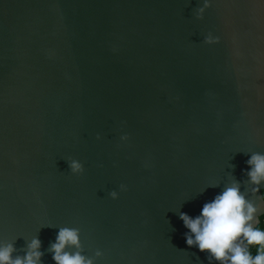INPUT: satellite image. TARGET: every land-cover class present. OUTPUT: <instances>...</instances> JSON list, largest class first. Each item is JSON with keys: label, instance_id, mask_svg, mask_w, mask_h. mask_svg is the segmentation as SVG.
Masks as SVG:
<instances>
[{"label": "water", "instance_id": "1", "mask_svg": "<svg viewBox=\"0 0 264 264\" xmlns=\"http://www.w3.org/2000/svg\"><path fill=\"white\" fill-rule=\"evenodd\" d=\"M253 152L264 0H0V244L14 255L38 237L55 264L68 227L93 264H209L179 212L233 179L257 199Z\"/></svg>", "mask_w": 264, "mask_h": 264}, {"label": "clouds", "instance_id": "2", "mask_svg": "<svg viewBox=\"0 0 264 264\" xmlns=\"http://www.w3.org/2000/svg\"><path fill=\"white\" fill-rule=\"evenodd\" d=\"M207 7L209 5L205 3L199 9L201 16ZM205 42H218V38L209 35ZM67 163L73 174L84 171L77 160L72 159ZM246 164L249 170H245L243 175L252 185L250 194L257 199H248L241 191V181L233 179L211 201L204 203L199 215L193 218L179 212V218L188 230L184 233L187 246L205 253L209 264H264V227L259 226L261 214L264 213V194H261L264 154L253 152ZM120 188L125 190L124 185ZM109 195L113 199L118 198L116 191H111ZM41 247L40 239L33 238L23 255H14L17 251L14 243L0 244V264H41L44 255ZM48 251L52 253L55 264H93L91 258L82 255L80 233L76 228H60Z\"/></svg>", "mask_w": 264, "mask_h": 264}, {"label": "trees", "instance_id": "3", "mask_svg": "<svg viewBox=\"0 0 264 264\" xmlns=\"http://www.w3.org/2000/svg\"><path fill=\"white\" fill-rule=\"evenodd\" d=\"M262 194H264V190H262ZM259 226L264 227V214L261 216V223Z\"/></svg>", "mask_w": 264, "mask_h": 264}]
</instances>
